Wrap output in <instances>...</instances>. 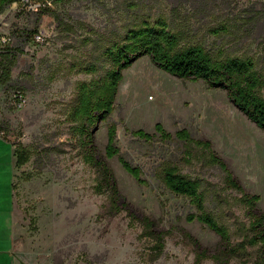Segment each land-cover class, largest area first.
<instances>
[{"label":"rangeland","instance_id":"obj_1","mask_svg":"<svg viewBox=\"0 0 264 264\" xmlns=\"http://www.w3.org/2000/svg\"><path fill=\"white\" fill-rule=\"evenodd\" d=\"M159 17L183 31L182 46L202 45L220 57H254L264 74V0H53L40 11L14 4L0 14V51L16 53L11 78L0 84V234L8 237L1 218L13 211L14 201V249L25 263L196 264L204 248L215 253L222 236L198 218L188 219L200 211L189 197L167 187L166 164L199 180L206 210L230 229L233 240L248 238L242 192L229 187L210 150L177 137L182 129L209 140L245 191L260 195L257 207L264 211V129L225 89L176 76L149 55L123 71L113 112L92 127L95 156L112 167L129 205L117 211L109 192L97 191L99 172L86 159L84 134L73 116L78 85L104 77L110 67L106 48L122 41L130 28ZM222 23L230 31L215 33ZM158 124L173 138L164 139ZM111 128L119 149L112 157ZM140 130L154 137L142 138ZM121 157L141 169L143 182ZM131 212L171 231L156 261L150 260L152 243ZM258 252V246L249 247L248 264ZM200 264L216 261L205 258ZM230 264L243 263L233 258Z\"/></svg>","mask_w":264,"mask_h":264},{"label":"trees","instance_id":"obj_2","mask_svg":"<svg viewBox=\"0 0 264 264\" xmlns=\"http://www.w3.org/2000/svg\"><path fill=\"white\" fill-rule=\"evenodd\" d=\"M19 1L0 0V14ZM226 24L222 23L214 32L230 31ZM182 32L179 28H172L165 17H159L155 21H143L130 28L122 41L113 42L106 48L104 54L110 62V67L104 77L78 85V99L73 116L77 122H80L79 128L84 134L87 149L85 156L99 172L97 191L109 192L112 207L117 211L127 208L129 204L123 197L112 167L105 159L95 156L98 149L94 143L92 127L113 112L119 86L124 77L123 71L141 56L149 55L154 63L176 76L203 79L210 87L225 89L229 98L264 129V74L259 69L257 60L251 56H215L202 45L184 47L181 44ZM15 62L14 51H0V65L3 68L0 84L11 78ZM157 129L164 139L173 138L162 124H158ZM137 134L145 139L154 137L143 130L137 131ZM115 135L116 129L111 128L107 149L111 157L119 153V149L114 145ZM177 137L210 150L212 161L226 171L229 187L242 192V201L250 217V223L246 226V230L250 231L248 238L242 241L233 240L230 229L219 223L216 217L206 210L205 197L199 180L186 176L174 164L164 165L162 179L167 187L175 193L189 197L200 211L199 214L189 215L188 219L198 218L217 231L223 239V246L215 253L209 254L207 248L198 252L196 264H200L205 258H213L216 264H230L233 258H240L243 264H248L249 259L246 258V254L249 247L255 246L259 247V252L253 264H264V211L257 207L260 195L245 191L227 163L213 150L209 140L195 139L187 129L178 131ZM121 160L127 170L143 182L141 169L133 166L124 157H121ZM131 215L143 225V236L152 243L150 260L156 261L164 254L165 238L171 234V231L158 229L155 220L148 215L135 216L132 212ZM198 247L201 248V245L198 244Z\"/></svg>","mask_w":264,"mask_h":264},{"label":"crops","instance_id":"obj_3","mask_svg":"<svg viewBox=\"0 0 264 264\" xmlns=\"http://www.w3.org/2000/svg\"><path fill=\"white\" fill-rule=\"evenodd\" d=\"M14 4H17V2H15ZM10 155L12 157L11 159L12 173H14L13 172V160H14V150L13 149ZM13 185H14V181H13ZM13 207H14L13 211L5 213V215H3L1 218L4 221L5 227H7V229L9 230L8 232L9 234H8V237L4 239H1L2 236L0 234V255L3 257V260L0 262V264H27L16 255V251L14 249L15 243H16L15 239L17 237V233H16V224H17L16 213L17 212L15 210L14 201H13Z\"/></svg>","mask_w":264,"mask_h":264},{"label":"built area","instance_id":"obj_4","mask_svg":"<svg viewBox=\"0 0 264 264\" xmlns=\"http://www.w3.org/2000/svg\"><path fill=\"white\" fill-rule=\"evenodd\" d=\"M17 5L18 6L20 5L22 9H25L27 11L36 12L48 8L50 6H53V0H20L19 2H17ZM36 39L41 40L42 36L37 35ZM4 41H8V38H4ZM17 97L21 101V104H23L25 101L23 95L19 94L17 95Z\"/></svg>","mask_w":264,"mask_h":264}]
</instances>
